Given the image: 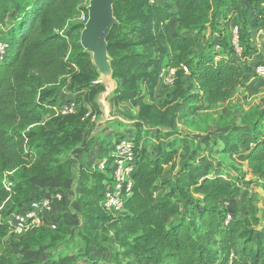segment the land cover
Returning <instances> with one entry per match:
<instances>
[{"label": "trees", "instance_id": "obj_1", "mask_svg": "<svg viewBox=\"0 0 264 264\" xmlns=\"http://www.w3.org/2000/svg\"><path fill=\"white\" fill-rule=\"evenodd\" d=\"M151 1L117 0L114 5L118 23L108 36V45L114 77L122 81L115 92L121 101L138 97L139 82L157 63L158 75L162 66L175 69L177 110L212 107L231 98L250 76V66L236 61L238 56L264 64L254 39V29L264 32V22L254 21L241 0ZM251 1L252 10L264 12V0ZM146 6L149 14L145 15ZM83 9L86 6L80 0H0V40L9 44L0 59V243L9 233L10 218L16 210L34 197L56 194L37 189L31 179L62 182L72 175L69 153L83 140L89 123L87 107L74 102L72 111H62L58 129L50 133L39 124L52 110L51 117L60 118L55 111L57 100L69 76L81 89L99 79L97 68L91 70L87 64L91 55L84 52L80 38L71 41L61 32ZM238 10L237 19L231 12ZM173 17L178 22L175 38L168 36L165 24ZM233 20L240 53L230 28ZM83 25L78 21L71 30ZM136 35L146 52L130 51ZM163 54L166 64L158 67ZM185 82L193 84V91H185ZM100 88V82L95 83L93 95L100 93ZM149 111L153 107L142 106L140 115ZM247 129L249 136L241 141L243 146L250 144L247 151H240V144L232 143L228 135L223 137L222 151L238 153V160L263 175V180L255 182L264 190V121L249 123ZM134 143V184L122 215L115 217L103 207L104 192L112 181L111 155L105 171L95 164L94 170L84 172L77 200L86 230L116 222L118 232L133 237L127 242V252L149 253L152 264H264V217L254 199L249 198L238 216H229L222 207L223 199L238 197L247 189L243 172L231 171L226 178L215 171L200 178L195 163L186 161L173 179H165L166 165L174 161V149L159 148V154L153 156ZM88 150V146L84 148ZM66 154L63 163L56 162ZM159 183L168 188L160 197L156 194ZM44 227L51 228L47 219L25 237ZM82 234L89 254L94 238L85 231ZM5 259L1 257L0 264H6ZM59 264L81 263L75 255H67Z\"/></svg>", "mask_w": 264, "mask_h": 264}, {"label": "rangeland", "instance_id": "obj_2", "mask_svg": "<svg viewBox=\"0 0 264 264\" xmlns=\"http://www.w3.org/2000/svg\"><path fill=\"white\" fill-rule=\"evenodd\" d=\"M157 1L159 0L151 2ZM241 3L250 9V16L254 21L258 19L264 22V12L252 10L251 0H241ZM144 9L145 15L149 14L147 6ZM120 13L121 19H124V13ZM240 13L241 10L231 12L237 19L240 18ZM80 17L81 12L64 28L65 31H61L67 34L71 41L80 38L82 28L71 30L72 25L80 21ZM176 19L173 17L165 23L168 29L167 34L172 38L178 34ZM10 22L9 19L7 24ZM230 28L233 41L240 53L234 20L230 23ZM254 39L255 47L264 56L263 30L254 29ZM132 41L134 45L130 47V51L138 53L147 51L143 44H139V36H133ZM237 59L236 61L241 64L250 66V76L246 79L245 85L236 88L231 98L212 107L199 108L190 112L187 107L177 110L179 94L176 91L175 78L172 75L168 80V74H162L161 70L158 75L156 63L148 68L146 77L139 82L138 97L130 101H121L117 93L106 97L99 96V93L93 95L92 87L95 83H99V79L81 89L80 84L75 83L69 76L57 100L55 111L61 115L60 118H52V110L44 115L39 125L44 127L47 133L57 130L59 122L64 117L62 111L65 110L68 102L71 101L70 105L76 102L78 107H87L86 117L89 123L84 130L82 142L69 153L73 159L78 158L85 147L88 146L89 150L91 149L92 143H88L91 139H96L98 143L107 142L108 145L103 148L104 154H109L115 142L121 137L136 141L138 147L147 148L153 156L159 154V148H173L174 161L166 165L165 179H173L186 161L195 163L200 178L211 175L215 171H220L227 178L231 171H241L248 181L247 189L238 197L223 199L222 207L227 209L229 216H238L244 212L249 198L252 197L260 209L261 216L264 217V190L255 182L263 180V175L257 173L247 162L238 160V153L227 154L222 151L225 135H228L232 143L240 144V151H247L250 144L246 146L241 144V141L249 136L247 125L264 121V79L256 73L259 60L249 57L239 59V56ZM159 60L158 67L166 64V55H160ZM87 64L91 70L95 68L91 56ZM162 68L165 67L162 66ZM185 80L188 79L185 78ZM118 81L121 86L122 81ZM100 85V92L104 91L105 86L101 82ZM185 85V91H193L192 83L185 82ZM182 93L183 91H180V94ZM142 106H151L153 111L146 113V116H141ZM92 133L94 136L90 137ZM180 133L187 134L189 138H185ZM67 155L57 157L56 162L63 163L64 156ZM101 158L102 156L95 164ZM94 168L95 166L92 169ZM5 180L8 181V178ZM31 182L45 193L62 194L63 198L61 201H55L53 210L50 212L51 218L56 220L58 225L56 229L44 227L42 230L33 231L28 237L13 235L11 239L4 240L0 243V256L5 255L6 264H59L67 255H75L81 264H152L149 261V253L127 252L129 247L126 246L127 242L130 243L133 237L124 232H118L116 222L107 221L100 224L96 230H86L84 213L77 200L82 192L84 183L82 179L74 187L67 188H62L56 182L46 178L36 177L31 179ZM163 185L158 184L156 190L158 197L165 188L168 189L162 187ZM83 231L94 238L89 254L85 252L86 242L82 239Z\"/></svg>", "mask_w": 264, "mask_h": 264}, {"label": "built area", "instance_id": "obj_3", "mask_svg": "<svg viewBox=\"0 0 264 264\" xmlns=\"http://www.w3.org/2000/svg\"><path fill=\"white\" fill-rule=\"evenodd\" d=\"M89 0H80L82 6L88 5ZM87 10L81 11L80 22L85 23L87 20ZM237 33V27H235ZM237 39V36H236ZM9 44L0 40V59L2 60L7 51ZM186 70V68H185ZM162 74H168L167 79L170 80L174 76L175 69L162 68ZM256 73L264 79V64L256 65ZM74 104L66 106L64 112L72 111ZM111 172L112 181L107 185L103 197V207L111 215L117 217L124 213V203L131 196L133 189V175L135 172L137 156L135 152V143L133 140L125 137L119 138L113 145L111 151ZM109 155L103 154L102 158L97 162L96 167L100 171H105L109 164ZM55 197V198H54ZM62 194L56 193L44 194L40 197H34L31 201L16 210L10 218L11 228L8 235L4 238L11 239L13 235H26L30 231L42 226L44 220L47 219L52 229H56V220L52 219L50 212L57 199L61 201Z\"/></svg>", "mask_w": 264, "mask_h": 264}, {"label": "water", "instance_id": "obj_4", "mask_svg": "<svg viewBox=\"0 0 264 264\" xmlns=\"http://www.w3.org/2000/svg\"><path fill=\"white\" fill-rule=\"evenodd\" d=\"M117 0H89L86 7L87 20L80 33V44L84 52L92 57L94 66L99 73V82L105 90L99 96L115 93L119 87L114 77L113 58L109 53L108 36L118 19L114 5Z\"/></svg>", "mask_w": 264, "mask_h": 264}, {"label": "crops", "instance_id": "obj_5", "mask_svg": "<svg viewBox=\"0 0 264 264\" xmlns=\"http://www.w3.org/2000/svg\"><path fill=\"white\" fill-rule=\"evenodd\" d=\"M92 136H94L93 133L90 137ZM107 145L108 144L105 141L98 143L96 139H93V142L90 146L91 149L89 151H82V153L78 155V158H72V165L70 167L72 175L70 176V178L62 182H56V184L62 186V188L71 186L74 187V185L77 184L80 179L83 180L84 172L93 168L95 162L99 159L100 156L104 154L105 149L103 148H105V146ZM93 156H95V158H93ZM78 186L81 187L80 185ZM4 256L5 255H1L0 258Z\"/></svg>", "mask_w": 264, "mask_h": 264}]
</instances>
